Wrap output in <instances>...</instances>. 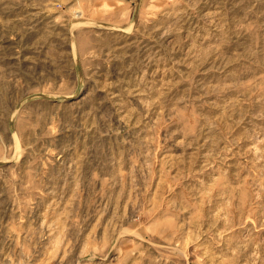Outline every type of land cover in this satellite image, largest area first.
<instances>
[{
	"label": "rangeland",
	"instance_id": "1",
	"mask_svg": "<svg viewBox=\"0 0 264 264\" xmlns=\"http://www.w3.org/2000/svg\"><path fill=\"white\" fill-rule=\"evenodd\" d=\"M0 264H264V0H0Z\"/></svg>",
	"mask_w": 264,
	"mask_h": 264
}]
</instances>
